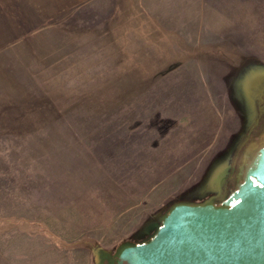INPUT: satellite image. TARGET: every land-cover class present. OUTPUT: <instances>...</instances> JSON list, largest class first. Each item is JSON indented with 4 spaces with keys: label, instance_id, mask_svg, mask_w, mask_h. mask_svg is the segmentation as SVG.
<instances>
[{
    "label": "rangeland",
    "instance_id": "rangeland-1",
    "mask_svg": "<svg viewBox=\"0 0 264 264\" xmlns=\"http://www.w3.org/2000/svg\"><path fill=\"white\" fill-rule=\"evenodd\" d=\"M151 15L140 0H86L4 29L0 264L110 263L227 169L243 122L232 80L264 67V12L244 28Z\"/></svg>",
    "mask_w": 264,
    "mask_h": 264
},
{
    "label": "water",
    "instance_id": "water-1",
    "mask_svg": "<svg viewBox=\"0 0 264 264\" xmlns=\"http://www.w3.org/2000/svg\"><path fill=\"white\" fill-rule=\"evenodd\" d=\"M109 260L107 264H264V157L227 199L218 204L209 197L174 202L148 238L122 243Z\"/></svg>",
    "mask_w": 264,
    "mask_h": 264
},
{
    "label": "crops",
    "instance_id": "crops-1",
    "mask_svg": "<svg viewBox=\"0 0 264 264\" xmlns=\"http://www.w3.org/2000/svg\"><path fill=\"white\" fill-rule=\"evenodd\" d=\"M84 1L86 0H0V43L5 42L3 31L6 27L9 28V38L13 34L38 26L46 14L67 11ZM140 2L146 11L152 13L151 20L156 21L157 27L170 29H192L198 26L261 27L264 12V0H140ZM198 22H201V25ZM203 22L205 24H202Z\"/></svg>",
    "mask_w": 264,
    "mask_h": 264
},
{
    "label": "flooded vegetation",
    "instance_id": "flooded-vegetation-1",
    "mask_svg": "<svg viewBox=\"0 0 264 264\" xmlns=\"http://www.w3.org/2000/svg\"><path fill=\"white\" fill-rule=\"evenodd\" d=\"M232 86L243 120L237 143L227 160V169L221 168L210 175L198 193L217 204L238 189L264 157V67L242 68L234 75ZM250 176L256 181L253 174ZM103 262L107 264L108 260Z\"/></svg>",
    "mask_w": 264,
    "mask_h": 264
}]
</instances>
